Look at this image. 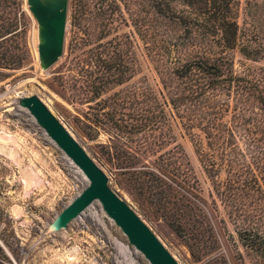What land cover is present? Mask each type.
<instances>
[{
    "label": "rangeland",
    "instance_id": "obj_1",
    "mask_svg": "<svg viewBox=\"0 0 264 264\" xmlns=\"http://www.w3.org/2000/svg\"><path fill=\"white\" fill-rule=\"evenodd\" d=\"M22 1L29 24L26 45L31 56L28 57L24 49L20 51L16 42H10L8 55L24 59L25 67L15 71L0 68V133L13 134L22 144V149H16L17 154L12 156L6 153L8 147L0 139V264H150L129 243L99 202L85 210L66 229L51 230V224L74 201L70 197L71 187L77 184L76 193L81 194L88 184L82 175L57 161L58 150L53 142L22 106V98L31 96L39 97L71 129L108 176L110 187L129 201L179 264H211L215 259V264H254L245 256L235 227L223 209L215 211L211 199L213 184L204 171L191 135L178 122H171L175 138L169 148L180 144L185 151L199 180L201 199L209 216L204 226L196 222V228H202V241L210 252L205 256H200L201 243L194 242L189 232L169 226L149 214L119 185L103 151L115 140L122 141L123 136L108 120L111 110L104 104L105 97L94 98L87 84L68 72L69 60L74 53L81 52L76 50V45L88 49L101 41L105 43L117 35L130 33L137 73L132 81L111 94L140 88L159 95L162 89L159 73L172 65L177 49L184 51L193 43L182 26V20H188L190 11L185 0H70L64 55L48 71L40 67L38 27L27 0ZM237 1L241 43L247 45L251 41L259 52L260 61H247L237 54L236 69L242 73L248 68L264 67V0ZM102 4L116 11L110 36L103 30V20L94 15ZM61 77L72 80L73 84L66 89L58 88L55 83ZM253 141L248 135L241 139V158L252 165L251 170L261 179L264 176V150ZM60 170L64 175H59ZM33 182L37 183L32 185ZM66 252H69L67 259L57 256Z\"/></svg>",
    "mask_w": 264,
    "mask_h": 264
},
{
    "label": "trees",
    "instance_id": "obj_2",
    "mask_svg": "<svg viewBox=\"0 0 264 264\" xmlns=\"http://www.w3.org/2000/svg\"><path fill=\"white\" fill-rule=\"evenodd\" d=\"M184 2L190 11L189 21L183 19L182 26L193 43L184 51L177 49L172 65L159 73V95L140 88L111 94L137 73L130 33L88 49L76 45L81 52L69 60L68 72L84 81L94 98L105 97L104 104L111 110L108 120L123 136L103 151L121 187L149 214L185 229L194 242L204 244L196 222L204 226L209 216L199 180L181 145L169 148L175 138L171 122H178L191 135L213 184L215 211L223 209L245 256L254 264H264V176L260 179L252 165L242 160L240 147L248 135L264 150V67L242 73L236 69L237 54L260 62L252 42L241 43L237 0ZM23 7L22 0H0L2 69L25 67L24 59L8 55L10 42L31 56ZM94 15L103 20V30L110 36L116 11L102 4ZM55 84L66 89L73 81L61 77ZM201 244L200 256L210 254Z\"/></svg>",
    "mask_w": 264,
    "mask_h": 264
},
{
    "label": "water",
    "instance_id": "obj_3",
    "mask_svg": "<svg viewBox=\"0 0 264 264\" xmlns=\"http://www.w3.org/2000/svg\"><path fill=\"white\" fill-rule=\"evenodd\" d=\"M27 6L38 27L40 67L48 71L64 55L70 0H27ZM22 106L89 182L79 197L51 224V230L58 232L66 229L74 219L99 202L129 243L150 264H179L132 205L110 187L103 169L39 97L22 98Z\"/></svg>",
    "mask_w": 264,
    "mask_h": 264
},
{
    "label": "built area",
    "instance_id": "obj_4",
    "mask_svg": "<svg viewBox=\"0 0 264 264\" xmlns=\"http://www.w3.org/2000/svg\"><path fill=\"white\" fill-rule=\"evenodd\" d=\"M34 119V118H33ZM35 120V119H34ZM35 122H36V120H35ZM36 124L38 125V123L36 122ZM39 126V125H38ZM40 127V126H39ZM40 129H42L41 127H40ZM43 130V129H42ZM44 131V130H43ZM44 135L48 138V139H50L49 138V136L46 134V132L44 131ZM51 140V139H50ZM52 141V140H51ZM53 142V141H52ZM54 146H55V148L58 150V153H57V157H56V159H57V161L59 160V161H62L67 167H69V168H71V169H73V170H75V172L77 173V174H80V175H82L83 176V178L86 180V182H87V184H89V182H88V180H87V178L85 177V175L82 173V171L73 163V161L53 142L52 143ZM59 175L60 176H62V175H64L63 173H62V171L60 170L59 172ZM61 173H62V175H61ZM75 179H78L77 177H74ZM64 181H65V178L63 179ZM59 182V181H58ZM60 183H58V185H59ZM72 188V192H71V194H70V197H71V201L72 200H75L77 197H79V195H80V193H76V189H77V184H76V187H71ZM76 188V189H75ZM63 195H65V192L63 191Z\"/></svg>",
    "mask_w": 264,
    "mask_h": 264
},
{
    "label": "bare ground",
    "instance_id": "obj_5",
    "mask_svg": "<svg viewBox=\"0 0 264 264\" xmlns=\"http://www.w3.org/2000/svg\"><path fill=\"white\" fill-rule=\"evenodd\" d=\"M19 88V87H18ZM23 89V88H22ZM17 90V89H16ZM15 91V90H14ZM13 93V92H12ZM15 94H17L16 92H15ZM14 94V95H15ZM68 129V128H67ZM69 130V129H68ZM69 132L74 136V134H73V132L71 131V129L69 130ZM0 139H1V141L5 144V146H7L8 148H5V149H7L6 150V153H8V154H10V155H15V153H16V149H18V148H21L22 149V144H21V142H20V140L19 139H17V137L15 136V135H13V134H10V133H5V132H1L0 133ZM75 137V136H74ZM76 138V137H75ZM77 139V138H76ZM10 146H14V148H9ZM20 150V149H19ZM17 154V153H16ZM30 169L31 168H29V171H30ZM32 170V169H31ZM35 181V180H34ZM42 181V180H41ZM34 183H37V182H33L32 183V185L34 184ZM36 185V184H35ZM40 185V184H39ZM37 186V185H36ZM126 201L127 202H129L127 199H126ZM78 250V249H77ZM77 250H74V253H78L77 252ZM67 253H69V252H66L64 255H62V254H58L57 256H59V258L60 259H62V260H64L65 258L67 259ZM71 255V254H70ZM69 255V256H70ZM79 255V254H78ZM81 256V255H80ZM69 258V257H68ZM74 259V258H73ZM72 259V260H73Z\"/></svg>",
    "mask_w": 264,
    "mask_h": 264
}]
</instances>
